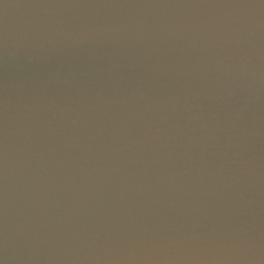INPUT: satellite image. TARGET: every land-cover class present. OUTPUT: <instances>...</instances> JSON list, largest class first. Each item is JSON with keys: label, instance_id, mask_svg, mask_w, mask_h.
<instances>
[{"label": "water", "instance_id": "1", "mask_svg": "<svg viewBox=\"0 0 264 264\" xmlns=\"http://www.w3.org/2000/svg\"><path fill=\"white\" fill-rule=\"evenodd\" d=\"M0 264H264V0H0Z\"/></svg>", "mask_w": 264, "mask_h": 264}]
</instances>
